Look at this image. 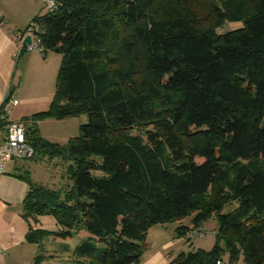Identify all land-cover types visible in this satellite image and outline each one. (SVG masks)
<instances>
[{
	"label": "trees",
	"instance_id": "obj_1",
	"mask_svg": "<svg viewBox=\"0 0 264 264\" xmlns=\"http://www.w3.org/2000/svg\"><path fill=\"white\" fill-rule=\"evenodd\" d=\"M48 1L25 32L61 65L48 110L23 122L35 154L71 161L70 184L16 175L26 242L84 232L77 259L139 264L152 227L215 219L213 248L173 264H264V0ZM83 115L66 144L41 136L40 120ZM43 216L60 230L35 229Z\"/></svg>",
	"mask_w": 264,
	"mask_h": 264
},
{
	"label": "rangeland",
	"instance_id": "obj_2",
	"mask_svg": "<svg viewBox=\"0 0 264 264\" xmlns=\"http://www.w3.org/2000/svg\"><path fill=\"white\" fill-rule=\"evenodd\" d=\"M38 3V14H42L47 10V3L42 1L41 5L39 0H36ZM20 19L16 21L20 29L15 30V27L12 25L13 30H15L16 35L20 36L21 38L29 37V33L25 31L28 29L30 23L32 22L33 17L28 19L23 15L19 16ZM1 20V19H0ZM228 28H236L237 24L228 25ZM33 33V28L31 29ZM24 33H22V32ZM25 35H27L25 37ZM22 41L20 40V43ZM26 52V51H25ZM21 53V52H20ZM24 53V52H23ZM27 53V52H26ZM34 53L33 55L41 56L37 54V52H28ZM47 55H53L50 57H57V54L54 52H48ZM62 58V57H61ZM57 59V58H56ZM19 57L16 59L15 67L17 69L16 76L12 81V88L13 91L25 97V103H21L19 106L15 107L13 110V120L15 121H26L29 117L45 112L48 110L51 100L54 96L55 89H56V79L51 81L50 83H46L44 85L43 90L41 91V86L39 85V75L35 71H30L29 74L24 73V66H25V59H21L19 61ZM60 61V58H59ZM61 65V64H60ZM60 67V66H59ZM58 67V69H59ZM59 71V70H57ZM58 74V73H57ZM14 98V97H12ZM19 100V98H17ZM40 100V101H38ZM41 128V136L55 144L64 145L68 142L70 138L77 137L79 135L80 126L87 123L86 115L80 117H69L62 120H55V119H43L39 122ZM200 160H198L199 162ZM71 161H68L64 155L56 154H36L33 159L30 160H22L17 162V170L15 173L10 172V166H7V173L5 175H0V185H10L12 184V180L22 182L27 187V183L23 181V179H19L16 175L22 174L24 177L28 176V179L31 183L36 184L37 186H42L49 188L51 190H59V189H66L67 186L70 184V180L68 179L67 169L70 165ZM23 184V185H24ZM0 193H2L0 191ZM26 197V196H25ZM24 197V198H25ZM24 200V199H23ZM23 203V202H22ZM21 206H8V203L2 204L0 201V231L2 232L4 228L11 222L12 216L14 214L19 215L20 220L25 223V227L27 226V222L23 219V204ZM235 207V204L229 205L224 212L227 213L229 210ZM192 217H187L180 222L175 223H168L164 225H156L152 227L146 237V245L144 247L143 255L151 254L150 256L156 257L158 255H164L168 257V253L172 252L174 256H178L179 254H187L190 252H194L197 249H205L210 251L215 243L216 240V230L218 228L217 221L215 219H211L202 225V228L206 231V234L200 238L194 240H188L186 235L183 237L187 240L183 242L175 244V241L179 239V235L175 228L186 226L192 228L191 223ZM45 227V229L52 230L56 227V221L51 216H43L39 219ZM163 232V237L158 238L159 232ZM189 233V232H188ZM187 233V234H188ZM80 238H76L73 242L77 244ZM64 243V242H62ZM72 242H67L72 248ZM166 244V245H165ZM51 247L49 244H44L43 248L47 249ZM56 247V246H55ZM57 247H62L61 245H57ZM204 250V251H205ZM147 253V254H146ZM60 258V255L57 257ZM70 258V259H69ZM176 258V257H175ZM174 258V259H175ZM173 259V260H174ZM227 261V259L225 258ZM63 264H72L74 263L73 257H68L63 261ZM89 262V261H88ZM49 264H53L49 262ZM88 264V263H87ZM167 264H170L168 261ZM236 264H245L243 259H240Z\"/></svg>",
	"mask_w": 264,
	"mask_h": 264
},
{
	"label": "crops",
	"instance_id": "obj_3",
	"mask_svg": "<svg viewBox=\"0 0 264 264\" xmlns=\"http://www.w3.org/2000/svg\"><path fill=\"white\" fill-rule=\"evenodd\" d=\"M42 1L46 3L45 0H39L40 5ZM37 8L38 3L36 0H0V109L3 105L8 91H10L11 98L14 97L13 99L15 100H18L17 98H19V105L21 103H25V97H22V95L16 96L20 94V91L19 93H16V91L14 92L12 88V81L17 73L15 62L18 57L20 60L25 59V74H29L30 71H35L39 75V85L41 86V91L43 90L46 83L54 81V79H56L57 77V70H59L58 67L60 66L62 60L60 54L54 52L55 54H57V57H50L53 55L49 56L47 55V53L42 55L37 53L41 55L37 56L33 55L34 53H28V51L27 53L19 52L20 39L22 38L16 35L15 30L20 29L21 27L18 26L16 21L19 20V16L23 14L28 19H30V17L34 18L38 16L39 14ZM12 25L15 27V30H13ZM26 36L27 35H25V37ZM17 106H11V115L9 117V121L23 122L15 121L12 118L13 110ZM40 132H42L41 128ZM8 164L10 166L9 171L15 173L18 168L17 162L10 161L9 163H7V166ZM11 182L12 184L10 185H0V191L2 192L0 193V201L2 202V204L8 203V206H21V203L23 202V199L28 192V187L22 182L14 180H12ZM39 219L37 224H33L34 228L45 229ZM12 220L13 221H11L2 232L0 231V248L4 250V253L1 257L2 264H35V258L39 255V253H41V251H44L46 257H51L48 258L47 261H45L43 264H49V262H52L53 264H63V261L69 256L73 257L75 261L72 264H75L77 261H80L82 264L89 263L88 261H90V258L83 257L77 259L73 255L75 247L80 243V241L87 237L84 232H81L71 240L66 241L56 240L54 237H49L43 243L49 244L51 245V247L47 249H40L38 245L26 242L28 227H25V223H23L22 221H18L20 220L19 215L14 214V216H12ZM55 226L56 227H54L52 230H45L52 232L59 231V226L57 224ZM183 227L186 226L183 225ZM178 228L179 227L175 228V230H177ZM180 235L181 236H179V239L175 241V244L186 240L182 234ZM162 237L163 232L161 231L158 234V238ZM76 238H80L78 240L79 242L77 244L74 243L73 245V242ZM67 242H72V248L67 245ZM57 245H61L62 247H57ZM59 255L61 259L57 258ZM150 255L151 254H147L146 257L145 255L142 256L141 262L139 264H167L168 261H170V264H173V259L177 257L174 256L172 252L168 253V257L161 254L156 257H152Z\"/></svg>",
	"mask_w": 264,
	"mask_h": 264
},
{
	"label": "built area",
	"instance_id": "obj_4",
	"mask_svg": "<svg viewBox=\"0 0 264 264\" xmlns=\"http://www.w3.org/2000/svg\"><path fill=\"white\" fill-rule=\"evenodd\" d=\"M49 9H52L54 3L47 2ZM31 43L24 45V38L20 39L22 42L19 45V52L35 51L39 54H45L41 45V40L34 33L29 32ZM19 105V101L11 98L10 91L0 109V175L7 172V163L10 161L18 162L22 160H30L35 157L34 148L26 140V125L24 122L9 121L11 115V106ZM206 234L202 227L191 230L186 236L188 240L200 238ZM4 250L0 248V264H2L1 257ZM216 264H228L226 261L218 260Z\"/></svg>",
	"mask_w": 264,
	"mask_h": 264
},
{
	"label": "water",
	"instance_id": "obj_5",
	"mask_svg": "<svg viewBox=\"0 0 264 264\" xmlns=\"http://www.w3.org/2000/svg\"><path fill=\"white\" fill-rule=\"evenodd\" d=\"M31 43V38L30 37H26L25 40L23 41L24 45H29Z\"/></svg>",
	"mask_w": 264,
	"mask_h": 264
}]
</instances>
